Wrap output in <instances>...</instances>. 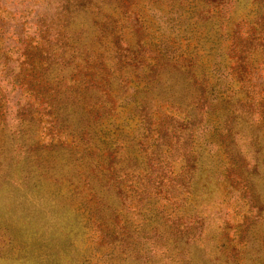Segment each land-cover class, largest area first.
<instances>
[{"label": "trees", "instance_id": "obj_1", "mask_svg": "<svg viewBox=\"0 0 264 264\" xmlns=\"http://www.w3.org/2000/svg\"><path fill=\"white\" fill-rule=\"evenodd\" d=\"M45 1L43 10H16L21 21L8 35L0 14V117L7 100L1 89L26 97L23 103L16 102L17 116L9 124L8 182L25 179L32 155L38 165L48 167L46 154L62 145V141L55 146L50 142L61 138L69 141L67 150L75 155V183L89 191L93 201L102 199L101 187L112 185L121 202L127 196L128 180L148 199L152 197L148 188L164 189L155 193L166 200L181 196L182 189L185 198L201 196L200 189L211 187L212 182L229 191L248 181L246 150L238 148L235 137L240 126L234 118L253 115L254 107L257 118L264 114L263 84L255 81L251 64L255 54L251 40L264 38V29L254 31L263 28L264 18L255 16L260 21L253 30L239 31L235 26L226 44L215 39L205 45L200 35L182 34L185 42L176 36L172 50L173 44L159 38L162 53L170 52L173 61L184 60L183 66L197 77L199 95L194 107L198 110L186 112L179 100L165 98L166 106L154 111L147 102L155 75L147 69L157 56L143 49L149 39L144 37L146 32L141 33L139 21V8L147 2L54 0L50 5L52 0ZM175 5L172 0L163 5L164 10L158 9V20L170 23ZM166 26L169 32L176 30ZM192 39L196 42L189 48ZM201 45L204 51L198 50ZM154 112L159 114L153 116ZM197 113L202 114L199 120ZM182 127L186 129L183 137ZM246 136L258 138L254 129ZM46 137L49 143L42 144ZM155 158L171 168L154 165ZM172 162H179L180 168ZM103 223L119 226L117 219ZM98 230L104 233L101 237L108 234L101 227Z\"/></svg>", "mask_w": 264, "mask_h": 264}, {"label": "rangeland", "instance_id": "obj_2", "mask_svg": "<svg viewBox=\"0 0 264 264\" xmlns=\"http://www.w3.org/2000/svg\"><path fill=\"white\" fill-rule=\"evenodd\" d=\"M153 1L157 3L151 4ZM165 1L141 0L147 3L139 8L141 33L146 32L144 37L149 39L143 49L157 56L147 69L155 75L147 104L153 106L149 110L155 111L164 108L162 99L168 98L179 100L186 112H196L198 79L183 66L184 60L173 61L170 52L162 53L159 38L173 44L172 50L177 45L173 42L176 36L185 42L182 34L200 35L205 45L215 39L218 44H226L235 26L239 31L253 30L254 23L260 21L255 16L264 18V0H174L168 24L157 18V10H164L172 2ZM53 3L54 0L50 5ZM46 6L45 0H0L1 22L7 30L4 34L16 29L21 21L16 10H43ZM166 25L176 30L169 32ZM258 29H264V25L254 31ZM251 41L255 46L252 72L255 81L263 84L264 102V38L258 36ZM194 42L192 39L189 48ZM198 50L204 51L202 45ZM181 56L184 58L185 53ZM1 90L7 100L0 117V264H264V114L257 118L256 107L253 115L238 114L234 118L240 126L235 137L238 148L246 150V183L227 191L212 182L211 187L200 189L201 196L187 198L186 191L177 186V190L182 189L181 196L166 200L155 193H163L164 189L148 188L152 196L148 199L128 180L127 196L121 202L115 198L112 185L101 187L102 199L93 201L88 196L91 193L75 183V155L67 150L69 141L64 138L50 142L55 146L62 141V145L46 154L48 167L38 165L32 155L28 161L31 170L24 180H6L12 153L9 124L17 116L16 102L23 103L26 97L10 88ZM163 111L170 113L168 109ZM201 117L197 113L196 119ZM251 129L257 139L245 137ZM185 133L182 127L180 136ZM44 142L49 143V138H42ZM120 149L123 153L125 145ZM40 155L46 158L44 152ZM157 161L155 158L153 164L171 168L166 161ZM179 162H172V166L180 168ZM136 170L131 176L136 175ZM115 219L118 227L103 223ZM99 227L108 231L105 237H101L104 233ZM109 248H113L112 252Z\"/></svg>", "mask_w": 264, "mask_h": 264}]
</instances>
